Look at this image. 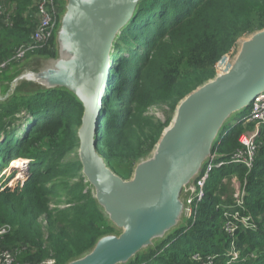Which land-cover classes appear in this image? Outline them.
<instances>
[{
  "label": "trees",
  "instance_id": "obj_1",
  "mask_svg": "<svg viewBox=\"0 0 264 264\" xmlns=\"http://www.w3.org/2000/svg\"><path fill=\"white\" fill-rule=\"evenodd\" d=\"M0 4L1 64L30 41L38 18L32 16L35 0ZM263 27L264 0H142L114 44L97 123V150L110 168L129 178L169 125L179 100L221 70L239 38ZM53 43L54 35L34 53L54 56ZM158 105L165 107L164 120L149 113ZM83 110L64 89L17 92L0 103V172L11 163L21 172L22 159L28 161L24 175L16 177L13 169L0 182V226L10 227L0 245L19 249L21 262L65 264L98 237L116 232L80 173L77 130ZM248 112L249 107L222 131L216 145L222 164L207 171L187 224L128 264H264V123L253 137L251 166L232 161L243 149ZM232 178L240 184L241 201L225 182ZM228 221L239 227L231 231Z\"/></svg>",
  "mask_w": 264,
  "mask_h": 264
},
{
  "label": "water",
  "instance_id": "obj_2",
  "mask_svg": "<svg viewBox=\"0 0 264 264\" xmlns=\"http://www.w3.org/2000/svg\"><path fill=\"white\" fill-rule=\"evenodd\" d=\"M141 1L57 0L55 55L32 53L11 78L4 73L0 79V103L17 92L64 89L83 105L77 130L80 173L116 232L98 237L65 264H128L185 226L195 181L209 161L221 159L216 145L226 123L264 94L263 27L243 36L225 70L179 100L169 125L151 152L135 162L130 177L118 175L97 150L96 130L114 44Z\"/></svg>",
  "mask_w": 264,
  "mask_h": 264
},
{
  "label": "built area",
  "instance_id": "obj_3",
  "mask_svg": "<svg viewBox=\"0 0 264 264\" xmlns=\"http://www.w3.org/2000/svg\"><path fill=\"white\" fill-rule=\"evenodd\" d=\"M35 8V17L38 18V24L33 34L31 35L30 41L21 44L16 48L15 55L13 56V58L17 59V62L30 55V53L34 52L36 49L47 45L53 36V30L58 19V13L60 11L57 0H35ZM3 12L4 9L0 4L1 20L3 19ZM5 62L6 61L0 64L1 69H5L7 67L8 64H6ZM245 119L254 126L256 125L257 128L254 132H257L259 126L264 123V94L254 98V100L251 102V105L249 106V112L245 116ZM254 132H252L251 134L242 135L240 137V143L243 145V149L239 150L233 156L232 161L242 162L247 167L251 166L256 148L255 144L253 143ZM242 152L247 153L248 156L242 157ZM219 161L220 160L209 161L206 164V167L204 169L205 172L203 173V175H200V177L195 181V190L187 199V202L189 204V216L191 214V205L193 203L196 204L202 198V187L207 178V171L212 167L220 166L222 162ZM238 201H241V197ZM241 221L245 223L246 218L242 217ZM227 224L229 225L231 231L235 229H232V227L235 226L234 224H232V222L228 221ZM9 229L10 227L8 225L0 226V241L3 239L4 235L9 231ZM13 249L17 250L19 254V250L17 248ZM230 249L233 255L237 254L235 253L236 251L234 248ZM14 250L0 245V264H28L27 262H21L19 259L18 261L16 258V252ZM42 263L53 264L54 260L47 259L45 262Z\"/></svg>",
  "mask_w": 264,
  "mask_h": 264
},
{
  "label": "rangeland",
  "instance_id": "obj_4",
  "mask_svg": "<svg viewBox=\"0 0 264 264\" xmlns=\"http://www.w3.org/2000/svg\"><path fill=\"white\" fill-rule=\"evenodd\" d=\"M32 16H35V12H32ZM56 26V25H55ZM55 28V27H54ZM246 37V36H245ZM245 37H242L241 39L239 38L238 39V42H237V47L236 48H234V51L232 52V54L229 56H226V57H224L222 60H221V70H225L227 67H228V65L232 62V59H233V57H234V55H235V53L237 52V49L239 48V44H240V41L242 40V39H244ZM32 53H34V52H32ZM32 53H30V54H32ZM123 54V53H122ZM15 55V52L11 55V58L9 57L8 59H6V60H4V61H6L5 63L6 64H8L7 65V67L5 68V69H0V79H2V74H8V76H9V78H11L14 74H15V72H16V67L19 65V64H21L22 62L21 61H23L24 59H22V60H20V61H18L17 62V59H15V58H13V56ZM29 56V55H28ZM27 56V57H28ZM8 60V61H7ZM3 61V62H4ZM218 67V66H217ZM218 72V71H217ZM18 74V73H17ZM16 74V75H17ZM1 94V93H0ZM2 95V94H1ZM164 109H165V107L164 106H153L152 108H150V110H149V113L150 114H153L155 117H157V118H159V119H161V120H164L165 119V112H164ZM242 116H243V112H237V113H235L234 114V116L231 118V119H229V121L226 123V125L225 126H227V127H229V126H231V125H233V124H235V123H237L241 118H242ZM246 120V119H245ZM248 123V124H247ZM245 124H247L246 126H247V129H246V134H251L252 132H254L255 131V129L257 128L256 127V125L254 126V125H251L247 120H246V123ZM251 125V127H249L248 125ZM23 132L22 131H20L19 132V134H22ZM254 135H257V132H254ZM254 135H253V137H254ZM245 156H248L247 155V153H244V152H242V157H245ZM28 163V162H27ZM27 163L26 164H22L23 166L22 167H24V172H25V167H28V165H27ZM12 165L10 164V166L9 167H7V168H4L1 172H0V182L2 181V180H4L5 178H6V176L13 170V169H15L16 170V173L18 172H20V166H18V165H14L13 167H11ZM16 173H15V175H16ZM21 175H24L25 173H23L22 171H21ZM12 180L10 179L9 180V183L11 182ZM226 182V184H227V187L229 188V186L233 189L232 190V196L235 198V200L236 201H238L239 199H240V195H241V187H240V184H239V182L235 179V178H232V180L231 181H225ZM228 193H225V195H222V198H224L226 195H227ZM239 226H233L232 227V229H234V228H238ZM0 242H2V241H0ZM12 250H14L13 248H11ZM19 250V249H18ZM15 252H16V258H17V260H18V257H19V254H18V251L17 250H14ZM19 253H20V250H19ZM235 253H239L238 251H236ZM238 255V254H237ZM19 261V260H18ZM46 261V260H45ZM45 261H43V262H45ZM40 264H46V263H40Z\"/></svg>",
  "mask_w": 264,
  "mask_h": 264
},
{
  "label": "bare ground",
  "instance_id": "obj_5",
  "mask_svg": "<svg viewBox=\"0 0 264 264\" xmlns=\"http://www.w3.org/2000/svg\"><path fill=\"white\" fill-rule=\"evenodd\" d=\"M12 164V163H11ZM23 173H24V171H22ZM21 172H19V173H17V175H16V177H19V176H21Z\"/></svg>",
  "mask_w": 264,
  "mask_h": 264
},
{
  "label": "clouds",
  "instance_id": "obj_6",
  "mask_svg": "<svg viewBox=\"0 0 264 264\" xmlns=\"http://www.w3.org/2000/svg\"><path fill=\"white\" fill-rule=\"evenodd\" d=\"M243 117H244V116H242V118H243ZM242 118H241V119H242ZM241 119H240V120H241ZM240 120H239V121H240Z\"/></svg>",
  "mask_w": 264,
  "mask_h": 264
}]
</instances>
